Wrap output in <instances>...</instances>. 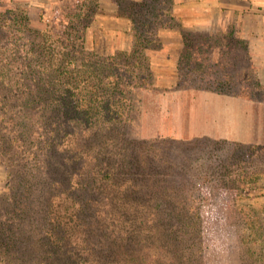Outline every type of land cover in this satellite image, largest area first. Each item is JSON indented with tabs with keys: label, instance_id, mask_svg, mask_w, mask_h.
<instances>
[{
	"label": "trees",
	"instance_id": "16d2710c",
	"mask_svg": "<svg viewBox=\"0 0 264 264\" xmlns=\"http://www.w3.org/2000/svg\"><path fill=\"white\" fill-rule=\"evenodd\" d=\"M149 1L130 0V13L124 15L141 41V52L137 50L131 62L117 61L121 53L99 63L89 59L86 30L98 0L80 1L60 32L31 30L34 35L26 55L17 39L6 38L8 44L2 48L0 43L4 50L0 51V159L9 167L8 189L0 195L6 203L0 207V260L10 264H156L148 261L150 255L155 256L152 250L136 248L157 237L151 223L158 209L164 203H180L177 215L185 217L182 204L186 198L178 195L179 188L122 182L126 175L139 172L149 176L142 171L141 152L154 149L146 140L130 138L126 131L125 115L133 111V102L127 103L125 87H142L140 82L149 80L142 72L144 66L149 76L154 74L145 51L163 49L160 30L164 28L181 31L185 45L180 61L203 60L200 47L209 44L191 40L193 32H186L182 21L160 25L149 20V15L163 16L158 11L153 15ZM138 13L146 18L135 17ZM9 25L15 36L23 32L12 11L10 17L0 12V29ZM9 43L17 48L7 54ZM193 44L198 51H191ZM73 121L84 122L89 136L102 139L103 145L93 147L94 151L88 144L77 152L69 146L61 148L66 135L62 142L57 137L67 133L63 127ZM110 143L112 147L105 149L104 144ZM85 152L95 161L91 170L81 162ZM69 219L77 224L81 237L70 234Z\"/></svg>",
	"mask_w": 264,
	"mask_h": 264
},
{
	"label": "rangeland",
	"instance_id": "374dc122",
	"mask_svg": "<svg viewBox=\"0 0 264 264\" xmlns=\"http://www.w3.org/2000/svg\"><path fill=\"white\" fill-rule=\"evenodd\" d=\"M80 1L82 0H0V12L10 17L12 11L21 21L23 29L17 36L10 25L7 29H0V39L6 41L0 40L1 48L7 46L6 38L14 42L17 39V45L23 47L25 54L33 39L34 33L31 30L62 31L64 20L69 19V13L78 7ZM98 2L92 24L86 30L85 47L91 53L89 59L99 63L103 62V58L121 53L117 61L131 62L135 59L134 54L138 53L136 51L141 52V41L131 19L124 16L130 13L127 8L131 5L130 0ZM149 2L150 6L147 7H152L153 15L157 11L163 13L159 19L149 15V20L156 21V24L172 25L170 22L175 24L190 15H199V11L184 12V3L179 0ZM144 11L141 10L146 15ZM140 13L134 14L135 17L144 19L145 16ZM160 34L162 46L166 47L167 44L173 51L170 48L169 51H145L154 74L149 76L144 66L142 72L148 75L149 80L146 83L140 82L142 87L135 88L129 84L125 87V97L128 96L129 99L127 103L133 102V111L129 117L125 115L128 122L127 136L146 140L147 145L154 147L141 152L145 161L142 171L148 172L149 176L140 175L139 172L135 176L126 175L122 182L138 187L179 188L178 195L186 198L182 204V215L185 217L177 215L176 205L180 203H164L158 209L156 221L151 223L154 224L157 237L134 248L138 251L152 250L155 256L150 255L148 261L155 260L156 264H264V147L239 145L207 137L183 138L182 129L189 126V107L186 101L176 98L181 94L180 88L190 86H209L212 89L243 91L259 96L261 85L258 77L248 67L247 59L242 57L244 53L236 61H226L229 63L227 67L221 66L220 62L215 65L207 59L211 57L212 48L220 42V32L191 33V40L209 44L205 49L204 46L200 47L203 60L180 61L179 67L177 63L180 53L177 52L179 46L176 36H181V31L164 28L160 30ZM13 43H9L7 54L12 52ZM156 45L157 42L153 44ZM16 48L17 46L14 49ZM189 48L192 52L198 51L197 44ZM168 56L173 57L169 59ZM151 81L154 83L150 84ZM63 128L67 133L62 132L57 137L62 142L63 134L66 135V145L61 146L63 149L69 146L73 152H77L81 145L88 144L94 151L97 148L93 147L103 145L102 139L89 136L84 122L73 121L69 127ZM190 130L192 131L191 126ZM190 130H185L187 135L191 133ZM104 145L105 149L112 147V143ZM87 154L85 152L81 162L85 169L91 170L95 161ZM8 182L9 167L0 159L1 196L7 191ZM74 182H79L78 176ZM5 204L0 199V207ZM58 209L59 212L63 211L62 208ZM69 220L70 234L75 233L81 237L77 224ZM0 264L10 263L1 258Z\"/></svg>",
	"mask_w": 264,
	"mask_h": 264
},
{
	"label": "crops",
	"instance_id": "0c3cea01",
	"mask_svg": "<svg viewBox=\"0 0 264 264\" xmlns=\"http://www.w3.org/2000/svg\"><path fill=\"white\" fill-rule=\"evenodd\" d=\"M179 1L184 3V12L199 11L198 16L190 15L182 20L185 31L221 33L220 42L211 51L212 62L227 67L226 61H236L244 53L242 57L247 59L248 67L261 85L259 96L243 91L180 88L181 94L176 98L186 101L189 107V126L182 129L183 138L207 137L264 147V0ZM176 39L180 53L184 38L181 35ZM169 48L166 44L157 51H173ZM188 129L191 133L187 135Z\"/></svg>",
	"mask_w": 264,
	"mask_h": 264
}]
</instances>
